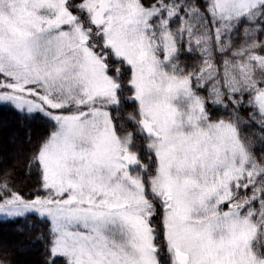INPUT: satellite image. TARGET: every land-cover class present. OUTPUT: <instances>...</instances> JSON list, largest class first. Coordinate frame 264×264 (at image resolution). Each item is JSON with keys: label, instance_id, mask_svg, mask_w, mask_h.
Here are the masks:
<instances>
[{"label": "snow or ice", "instance_id": "1", "mask_svg": "<svg viewBox=\"0 0 264 264\" xmlns=\"http://www.w3.org/2000/svg\"><path fill=\"white\" fill-rule=\"evenodd\" d=\"M0 110V264H264V0H0Z\"/></svg>", "mask_w": 264, "mask_h": 264}, {"label": "trees", "instance_id": "2", "mask_svg": "<svg viewBox=\"0 0 264 264\" xmlns=\"http://www.w3.org/2000/svg\"><path fill=\"white\" fill-rule=\"evenodd\" d=\"M33 129L38 130V126L36 124L31 125ZM27 125L21 127L19 123V118L14 116L12 113L6 110H0V146H3L6 142L8 137L12 133H16L20 139L24 136V131ZM10 232V228L5 227L3 231H0V235L4 233ZM27 251L22 255V260H31L34 259L35 256L32 251Z\"/></svg>", "mask_w": 264, "mask_h": 264}, {"label": "rangeland", "instance_id": "3", "mask_svg": "<svg viewBox=\"0 0 264 264\" xmlns=\"http://www.w3.org/2000/svg\"><path fill=\"white\" fill-rule=\"evenodd\" d=\"M26 251H27V250H26ZM26 251H25V252H26ZM28 251H30V249H28Z\"/></svg>", "mask_w": 264, "mask_h": 264}]
</instances>
